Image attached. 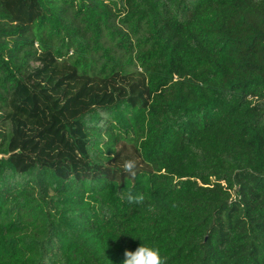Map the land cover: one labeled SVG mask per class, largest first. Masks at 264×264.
<instances>
[{"label": "trees", "instance_id": "trees-1", "mask_svg": "<svg viewBox=\"0 0 264 264\" xmlns=\"http://www.w3.org/2000/svg\"><path fill=\"white\" fill-rule=\"evenodd\" d=\"M0 122V264H264V0H0Z\"/></svg>", "mask_w": 264, "mask_h": 264}, {"label": "clouds", "instance_id": "clouds-1", "mask_svg": "<svg viewBox=\"0 0 264 264\" xmlns=\"http://www.w3.org/2000/svg\"><path fill=\"white\" fill-rule=\"evenodd\" d=\"M132 167V162H126V169H131ZM134 199L139 203L143 198H134L131 195L128 196L129 202H132ZM136 238H139L140 240L139 236ZM123 255L124 259L122 264H165L164 258L161 256L159 249L148 244L141 243L134 251L125 250Z\"/></svg>", "mask_w": 264, "mask_h": 264}, {"label": "rangeland", "instance_id": "rangeland-1", "mask_svg": "<svg viewBox=\"0 0 264 264\" xmlns=\"http://www.w3.org/2000/svg\"><path fill=\"white\" fill-rule=\"evenodd\" d=\"M68 55L70 56L71 52H69ZM32 66L36 67V66H39V65H38V63H33ZM6 130H7V126H5L4 124H1V122H0V143L2 142V138H3V135L6 132ZM120 145L123 146L124 152H126L127 154L133 153V150H132L131 146L126 145L124 143H120ZM132 158H134V157H132ZM135 161H136L135 159H132L131 162L135 163Z\"/></svg>", "mask_w": 264, "mask_h": 264}]
</instances>
